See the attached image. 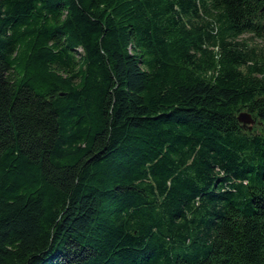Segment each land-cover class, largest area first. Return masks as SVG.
Returning <instances> with one entry per match:
<instances>
[{
  "label": "trees",
  "instance_id": "16d2710c",
  "mask_svg": "<svg viewBox=\"0 0 264 264\" xmlns=\"http://www.w3.org/2000/svg\"><path fill=\"white\" fill-rule=\"evenodd\" d=\"M263 8L0 0V264H264Z\"/></svg>",
  "mask_w": 264,
  "mask_h": 264
},
{
  "label": "water",
  "instance_id": "95a60500",
  "mask_svg": "<svg viewBox=\"0 0 264 264\" xmlns=\"http://www.w3.org/2000/svg\"><path fill=\"white\" fill-rule=\"evenodd\" d=\"M264 11V8H263ZM238 121L249 131H252L257 121L254 119L252 114L247 112H241L238 116Z\"/></svg>",
  "mask_w": 264,
  "mask_h": 264
},
{
  "label": "rangeland",
  "instance_id": "374dc122",
  "mask_svg": "<svg viewBox=\"0 0 264 264\" xmlns=\"http://www.w3.org/2000/svg\"><path fill=\"white\" fill-rule=\"evenodd\" d=\"M242 40L248 42L251 46H263L264 45V42L258 38H254L253 36L251 35H245L244 37H242ZM263 127L262 124L260 123H256L254 125V128L256 130V132H261V128Z\"/></svg>",
  "mask_w": 264,
  "mask_h": 264
}]
</instances>
